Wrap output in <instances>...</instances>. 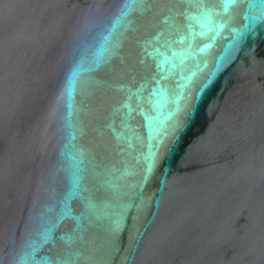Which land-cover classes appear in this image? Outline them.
<instances>
[{
    "label": "water",
    "instance_id": "water-1",
    "mask_svg": "<svg viewBox=\"0 0 264 264\" xmlns=\"http://www.w3.org/2000/svg\"><path fill=\"white\" fill-rule=\"evenodd\" d=\"M0 264H264V0H0Z\"/></svg>",
    "mask_w": 264,
    "mask_h": 264
}]
</instances>
